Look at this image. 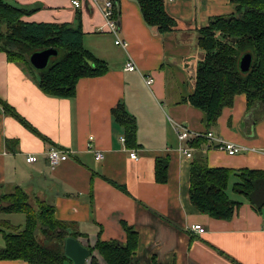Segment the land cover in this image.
<instances>
[{"label":"crops","instance_id":"obj_1","mask_svg":"<svg viewBox=\"0 0 264 264\" xmlns=\"http://www.w3.org/2000/svg\"><path fill=\"white\" fill-rule=\"evenodd\" d=\"M80 1L76 8L71 0H8L30 11L22 18L27 22L80 24L83 46L104 61L107 70L79 78L73 97L50 96L0 50V192L17 186L33 208L51 205L55 219L70 223L76 238L89 248L86 264H91V257L96 264H106L95 244L98 240L123 244L125 226L137 234L129 264H264V205L254 209L233 189L240 169L264 172V118L246 119L244 94L235 95L231 106L224 107L209 126L202 111L181 101L193 90V72L201 56L195 48L197 29L214 16L233 13L236 3L166 0L165 9L177 28L162 34L144 22L136 0H116L117 36L127 42L122 47L115 44L113 33L100 30L102 5ZM128 60L135 70H125ZM143 74L153 77L151 85ZM4 104L33 130L7 113ZM117 104L135 122L130 146L111 114ZM176 123L191 131L212 130L249 149L229 155L206 148L205 140L181 141ZM192 140L201 146L191 144ZM50 146L67 151L68 158L50 165L44 154ZM181 146L188 147L191 157ZM96 151L103 153L101 159H96ZM132 152L135 158L130 157ZM28 155L36 160L27 162ZM203 158L209 167L233 171L226 193L240 204L229 219L201 213L189 199L191 164ZM158 161H165L164 181L156 176ZM14 223L24 226L25 214L0 212V248L5 245V231L23 228ZM195 225L203 232L194 230ZM0 264L27 262L0 259ZM63 264L73 263L64 259Z\"/></svg>","mask_w":264,"mask_h":264},{"label":"trees","instance_id":"obj_2","mask_svg":"<svg viewBox=\"0 0 264 264\" xmlns=\"http://www.w3.org/2000/svg\"><path fill=\"white\" fill-rule=\"evenodd\" d=\"M136 1L148 26L162 34L177 28L176 20L165 9L166 0ZM232 1L236 3L233 13L214 16L197 29L201 56L193 72V90L181 99L202 111L207 126L216 122L222 109L231 106L237 94L246 96L247 120L255 122L264 118V0ZM29 12L0 0V50L6 53L9 61L35 78L45 94L73 97L79 78L100 76L106 72L105 62L83 46L80 24L72 27L65 23L27 22L22 18ZM46 48H54L57 53L45 68L37 70L29 63V56ZM247 53L252 56L251 65L243 72L239 61ZM3 106L7 113L33 130L10 107ZM111 114L123 127L126 144L132 145L135 136L133 117L121 104L113 107ZM197 139L204 140L202 137ZM198 140L190 142L200 147ZM158 162L156 176L164 181L165 161ZM232 173L223 167L207 166L204 158L193 160L188 189L193 206L216 219L231 218L240 204L226 193ZM235 175L237 181L233 189L244 195L254 209L261 210L264 205V172L240 169ZM2 201L5 204H0V212H23L25 223L21 230L3 233L5 245L0 248V259H22L27 264H63L67 259L63 253L64 240L70 235L77 236L70 229L72 225L55 219L51 205L40 204L35 210L27 201V195L17 186L2 193L0 203ZM125 230L123 244L103 240L95 244L106 264L130 263L137 249V234L128 226ZM91 264H96L94 257H91Z\"/></svg>","mask_w":264,"mask_h":264},{"label":"built area","instance_id":"obj_3","mask_svg":"<svg viewBox=\"0 0 264 264\" xmlns=\"http://www.w3.org/2000/svg\"><path fill=\"white\" fill-rule=\"evenodd\" d=\"M95 5H102V15H103V25L100 27L101 31L103 32H111L115 35V44L121 45L122 47L127 46L126 41H121L117 36V15H116V0H90ZM171 1V0H169ZM71 3L74 7L78 8L81 7L82 3L80 0H71ZM101 3V4H99ZM136 66L132 60H128L125 63V70L132 71L135 70ZM143 78L147 85H151L153 82V77L150 74H143ZM175 132L181 141H186L187 139H197L202 137L206 141L205 147L221 150L226 152L229 155H236L240 154L249 147H245L231 141H226L221 136L217 135L212 130H206L205 132H198V131H191L186 125L181 123L175 124ZM92 139V136L89 137V140ZM124 140V138H122ZM181 151L187 156L191 157L190 150L187 146H181ZM45 158L48 163L52 166L56 165L57 163L66 160L68 158V153L65 150L59 149L54 146H50L45 150ZM96 159H101L103 157V153L101 151H96L95 153ZM131 158H135L136 155L134 152L130 153ZM36 160L35 155H28L26 157L27 162H33ZM192 228L198 232H203V228L199 225L192 226Z\"/></svg>","mask_w":264,"mask_h":264},{"label":"water","instance_id":"obj_4","mask_svg":"<svg viewBox=\"0 0 264 264\" xmlns=\"http://www.w3.org/2000/svg\"><path fill=\"white\" fill-rule=\"evenodd\" d=\"M57 50L54 48H46L33 52L29 56V63L37 70L43 69L47 66L49 59L56 55ZM252 56L247 53L244 54L239 61L241 71L245 72L251 65ZM64 256L73 264H86L90 255V250L83 245L76 237L67 236L63 245Z\"/></svg>","mask_w":264,"mask_h":264},{"label":"rangeland","instance_id":"obj_5","mask_svg":"<svg viewBox=\"0 0 264 264\" xmlns=\"http://www.w3.org/2000/svg\"><path fill=\"white\" fill-rule=\"evenodd\" d=\"M5 1H8V0H5ZM112 41H113V39H112ZM189 41H190V40H189ZM195 48L198 49V47H196V46H195ZM233 178H234V177H231L229 183H232ZM228 189H229V185H228V188H227L226 190L228 191ZM2 193H7V192H2ZM2 193L0 192V196H1ZM27 201H28V199H27ZM0 204H5V201H2ZM34 208H35V210H38L37 206L34 207ZM15 215H19V216H16V217H22V216H23V214H19V213H16ZM22 223H23V221H22ZM3 224L5 225V223H3ZM14 224H17V225H15V226H19L20 228L23 226V225H21L20 223H14ZM18 224H19V225H18ZM5 226H6V225H5ZM21 229H22V228H21ZM1 234H2V233L0 232V237H1ZM0 239H2V238H0Z\"/></svg>","mask_w":264,"mask_h":264}]
</instances>
